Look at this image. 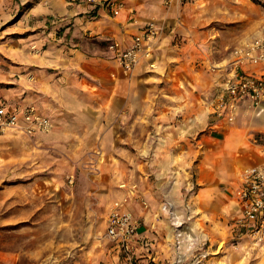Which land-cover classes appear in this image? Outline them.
Wrapping results in <instances>:
<instances>
[{
    "label": "crops",
    "instance_id": "obj_1",
    "mask_svg": "<svg viewBox=\"0 0 264 264\" xmlns=\"http://www.w3.org/2000/svg\"><path fill=\"white\" fill-rule=\"evenodd\" d=\"M116 1L123 8L113 15L99 4L38 0L31 12L35 27H51L38 30L35 54L18 71L23 99L0 101L10 107L33 101L52 122L48 132L33 136L35 143L62 152L64 161L87 155L97 165L104 155L100 173L111 182L136 176L142 193L156 188L182 196L188 190L190 219L181 222L208 228L232 219L239 231L234 190L244 169L264 163V103L240 104L231 122L217 118L214 105L233 74L264 78V62L248 61L237 70L232 63L233 49L264 35V0L168 6L162 0ZM152 20L161 28L153 55L130 73L88 42L112 40L126 47ZM59 25L64 31L56 38ZM142 221L135 238L144 237ZM176 240V247L184 241Z\"/></svg>",
    "mask_w": 264,
    "mask_h": 264
},
{
    "label": "rangeland",
    "instance_id": "obj_2",
    "mask_svg": "<svg viewBox=\"0 0 264 264\" xmlns=\"http://www.w3.org/2000/svg\"><path fill=\"white\" fill-rule=\"evenodd\" d=\"M37 1L0 0V99H23L18 71L35 54L38 30L51 27H35L31 12ZM63 31L56 26L52 36L60 38ZM111 41L88 40L112 58ZM64 160L62 152L43 148L33 136H0V264H264V233L240 234L232 219L208 228L181 222L190 219L188 190L182 196L156 188L142 193L136 176L111 182L100 173L104 155L97 165L87 155ZM121 180L129 186L120 188ZM125 189L119 199L146 228L128 247L104 234L106 210ZM176 238L184 240L178 247Z\"/></svg>",
    "mask_w": 264,
    "mask_h": 264
},
{
    "label": "built area",
    "instance_id": "obj_3",
    "mask_svg": "<svg viewBox=\"0 0 264 264\" xmlns=\"http://www.w3.org/2000/svg\"><path fill=\"white\" fill-rule=\"evenodd\" d=\"M81 1L90 5H102L110 14L118 13L123 4L116 0H67ZM168 6L183 0H162ZM161 28L153 20L148 21L135 34L126 47L111 41L107 49L123 73H130L142 61H148L158 41ZM233 70L248 61L264 62V35L252 38L243 46L232 51ZM148 66L153 68V64ZM245 103L252 108L264 103V78L233 74L224 81L216 96L214 115L231 122L238 106ZM52 127L50 118L41 114L32 103L20 107H10L0 101V136L20 134L32 137L48 132ZM239 185L234 197L240 208V216L235 220L241 234L258 236L264 233V163L244 169L240 174ZM125 199L112 201L105 218V236L112 241L128 247L136 240L140 219L125 209Z\"/></svg>",
    "mask_w": 264,
    "mask_h": 264
},
{
    "label": "trees",
    "instance_id": "obj_4",
    "mask_svg": "<svg viewBox=\"0 0 264 264\" xmlns=\"http://www.w3.org/2000/svg\"><path fill=\"white\" fill-rule=\"evenodd\" d=\"M252 1L258 3L256 0H252Z\"/></svg>",
    "mask_w": 264,
    "mask_h": 264
}]
</instances>
